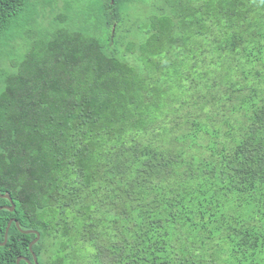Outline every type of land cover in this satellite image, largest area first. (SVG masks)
<instances>
[{"label": "trees", "instance_id": "16d2710c", "mask_svg": "<svg viewBox=\"0 0 264 264\" xmlns=\"http://www.w3.org/2000/svg\"><path fill=\"white\" fill-rule=\"evenodd\" d=\"M88 1L99 31L63 3L19 55L30 2L0 0V242L13 217L38 264H264V0Z\"/></svg>", "mask_w": 264, "mask_h": 264}, {"label": "rangeland", "instance_id": "374dc122", "mask_svg": "<svg viewBox=\"0 0 264 264\" xmlns=\"http://www.w3.org/2000/svg\"><path fill=\"white\" fill-rule=\"evenodd\" d=\"M30 2V7L28 13L20 16L18 19V22L20 27L15 29L13 32L18 31L20 28L21 31L19 34H15L10 41L8 48L10 49H15L18 48L21 52L18 53L19 55L23 54L27 48L29 47V44L33 42V36H31V32H33V29H35L36 34L34 37L41 36L39 35L40 33H43L44 29H50L53 25H51V18L56 14L58 11H55V9H61V6L63 3H67L71 8H73L72 13L73 15V26L74 28H85L84 26L87 27L89 31H92L95 29L96 31H99L97 28V24L95 25V17H94V11L98 13V6L96 4H91L88 0H29ZM30 8L31 11H30ZM31 15V13H33ZM60 12V11H59ZM58 12V13H59ZM36 17V24L34 25V28L29 30V27L32 24L31 19ZM51 20V21H50ZM50 21V22H49ZM48 24V25H47ZM46 26V28H42L39 26ZM33 27V26H32ZM86 29V28H85ZM30 32V33H29ZM19 55H15L16 57H20ZM8 58L7 57L0 55V66L2 65H7L8 64ZM3 194V193H1ZM81 248L77 249L80 250ZM79 255L81 254L79 251L77 252ZM87 251L85 250L82 251L81 258L85 259ZM72 264H74L72 262Z\"/></svg>", "mask_w": 264, "mask_h": 264}, {"label": "water", "instance_id": "95a60500", "mask_svg": "<svg viewBox=\"0 0 264 264\" xmlns=\"http://www.w3.org/2000/svg\"><path fill=\"white\" fill-rule=\"evenodd\" d=\"M0 197L7 198L8 201L10 202L9 206H7V205L0 206V210L1 209L13 210L14 205H13V203L11 201V197L10 196L7 193H3V194L0 193ZM14 222H15V225L17 226V228L19 229V231H21L23 233H35V237L28 244V248H29V250L31 251V254H32V262L29 259H27L26 257H24V256H18L17 259H16V264H19L20 260H25L27 262V264H38L37 258H36L35 254L32 251V245L38 240L39 232L36 231V230H33V229H25V230L20 229V227L18 225V222L16 220H14ZM10 223H11L10 221L7 223V226H6V229H5V232H4L3 241L0 242V245H4L6 240H7V233H8V229H9Z\"/></svg>", "mask_w": 264, "mask_h": 264}, {"label": "flooded vegetation", "instance_id": "af4514ba", "mask_svg": "<svg viewBox=\"0 0 264 264\" xmlns=\"http://www.w3.org/2000/svg\"><path fill=\"white\" fill-rule=\"evenodd\" d=\"M1 198H3V197H1ZM7 199V198H6ZM8 200V199H7ZM11 201H12V199H11ZM13 203V202H12ZM3 205H7V206H9L10 205V202L8 201V204H2V205H0V206H3ZM14 205V204H13ZM9 210V209H8ZM10 211H12V210H10ZM14 220H15V218H13V217H11V218H9V221L11 222V223H14L15 224V222H14ZM8 221V222H9ZM10 223V224H11ZM18 225H19V223H18ZM17 227V226H16ZM20 227V226H19ZM20 229H21V227H20ZM19 230V229H18ZM23 230H25V229H23ZM5 232V231H4ZM31 262H32V260H31Z\"/></svg>", "mask_w": 264, "mask_h": 264}]
</instances>
